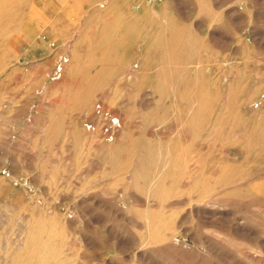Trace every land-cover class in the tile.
<instances>
[{
	"label": "rangeland",
	"instance_id": "rangeland-1",
	"mask_svg": "<svg viewBox=\"0 0 264 264\" xmlns=\"http://www.w3.org/2000/svg\"><path fill=\"white\" fill-rule=\"evenodd\" d=\"M0 7V264H264V0Z\"/></svg>",
	"mask_w": 264,
	"mask_h": 264
},
{
	"label": "bare ground",
	"instance_id": "bare-ground-1",
	"mask_svg": "<svg viewBox=\"0 0 264 264\" xmlns=\"http://www.w3.org/2000/svg\"><path fill=\"white\" fill-rule=\"evenodd\" d=\"M3 8L2 7H0V13H2V10ZM161 224V223H160ZM160 235H163V234H160ZM164 237V236H163ZM245 264V263H244Z\"/></svg>",
	"mask_w": 264,
	"mask_h": 264
}]
</instances>
